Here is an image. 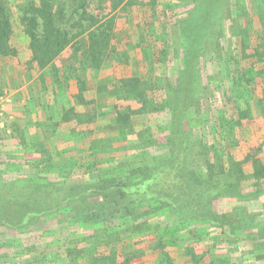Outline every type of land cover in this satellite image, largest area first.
<instances>
[{"label":"rangeland","instance_id":"374dc122","mask_svg":"<svg viewBox=\"0 0 264 264\" xmlns=\"http://www.w3.org/2000/svg\"><path fill=\"white\" fill-rule=\"evenodd\" d=\"M23 1L6 3L16 21L17 34ZM127 1L123 0L116 8L109 0L91 2L92 14L104 7L99 24L105 22L103 28H108V24L113 27L106 57L99 68L86 62L87 37L80 50L74 51L71 43L44 68L28 64L26 38L22 34L14 46L17 55L0 59V184L28 188L30 194L24 199L34 204H42L43 200L50 206L53 192L57 205L63 204L67 196V201L74 203L75 212L79 210L78 198L83 197L77 186L108 187L122 185L124 181L137 182L142 175L136 169L151 170L163 162L169 154L165 135L172 130L173 121L168 108L164 110L161 106L171 97L173 86H178L176 78L181 73L191 78V82L185 79L191 83L189 93L195 99L188 109L187 126L194 128L197 137L215 142L222 153L228 131L220 126V115L224 112L225 116H235L236 104L244 108L249 99L254 117L245 118L240 126L230 129L231 154L239 159L263 140L260 124L264 107L263 101H259L264 96L263 82L258 77L253 84L245 83L246 98L236 102L232 80L236 66L232 58H237L240 49L239 12L244 14L242 25L251 28L253 40L264 42V0H135L132 4ZM67 5L71 7L70 3ZM206 11L211 13L208 21L202 17ZM109 18L113 22L108 23ZM189 18L194 19L193 23ZM185 28V37L192 35L193 30L200 32L193 40L199 72L196 66L195 70L184 66L185 52L181 45ZM251 61L243 60V65H250ZM78 78L84 80L92 100L81 101ZM73 84L77 85L76 93L72 92ZM139 92L146 97L138 99ZM143 105L142 111H132ZM126 113L128 123L124 124L118 117ZM114 121L116 124L112 125ZM123 125L132 126L135 133L123 135L120 130ZM140 132L143 133L139 135ZM93 144L97 147H92ZM191 157L187 156L185 164L195 161ZM229 177L212 181L211 188L220 185L222 195L210 200L214 208L232 213V221L243 215L264 228V190L257 194L254 180L247 178L237 189L236 182ZM162 191L157 190L147 200L145 194L134 196L135 201L130 197L134 214L120 211L111 216L122 222L119 226L122 237L114 243L115 248L140 256L131 264H157L165 261L166 253L175 264H195L192 253L205 254L199 264H264V237H234L230 243L220 227L187 217L189 210L183 203L178 204L179 211L171 204L163 206L159 199L166 191ZM203 193L214 196L216 192L207 187ZM181 211L187 213L183 218ZM84 212L73 217L59 216V220L47 221L27 232L20 226L19 229L0 226V264H96L94 251L84 246L83 237L90 231L85 228L88 213ZM136 213L143 219L125 224L124 220L132 219ZM8 215L14 216L12 211ZM183 222L187 224L184 230L163 237V247L157 245L159 231ZM227 230L229 233L228 227ZM200 233L205 234L202 239L197 238ZM107 247L102 246V250ZM115 261L111 255L104 263Z\"/></svg>","mask_w":264,"mask_h":264},{"label":"trees","instance_id":"16d2710c","mask_svg":"<svg viewBox=\"0 0 264 264\" xmlns=\"http://www.w3.org/2000/svg\"><path fill=\"white\" fill-rule=\"evenodd\" d=\"M92 1L24 0L23 4L20 5L17 21L20 33L17 34L16 21L10 13V10L6 7L8 0H0V59H4L6 56L17 55L18 49L14 46L17 43L16 39L19 40L22 34L26 38V50L29 56L28 64H37L40 68H44L56 60L71 43L73 44L74 51L80 50L83 47L82 42L85 43L84 37H87L89 48L86 49V62L89 61L88 63L99 68L102 60L106 57V50L109 48L113 27L108 24V28H103L105 22L99 24L102 22L101 11H104V7L100 6L98 11L92 14L90 11ZM101 1L103 2L105 0ZM109 1H112L113 4L115 3L112 7L116 8L123 0ZM127 2L128 4H132L135 0H128ZM67 3H70L71 7ZM103 4H106V2ZM111 11L109 14H111ZM242 12L246 13V11ZM238 14V35H241L240 49L238 50L237 58H232L236 66L232 79L235 86V88L233 87V96L236 102L240 98L244 100L246 98V91L248 89H246L245 83L253 84L259 77L264 86V42L253 40L251 28L242 25V20L244 19L242 16L244 14L241 12ZM246 14L248 15V13ZM202 17L205 21H208L211 18V13L206 11L202 14ZM107 21L111 23L113 22V18H109ZM188 21L193 23L194 19L191 20L189 18ZM187 28L184 29V37H182L183 46L181 45L185 52L184 66L186 69L193 68L194 70L196 66L199 72V57L196 56L197 47L194 45V39L197 38L196 36L200 32L198 29L193 30L194 33L192 35L185 37ZM193 55L196 57L195 60ZM246 59H251L252 61L250 65L244 66L243 63L245 62L243 60L245 61ZM185 79L191 82L189 76L187 77L183 73L177 75L176 80H178V86H173L171 97L161 106L164 110L168 108L173 121L172 130L165 135V145L169 149V154L163 162L155 164L151 167V170H144L143 168L136 169L135 172L140 171L142 175V178L137 182L131 183L124 181L122 185L111 184L108 187L77 186L78 189L83 191L80 195L83 197L78 198V203L79 205L82 204V208L80 209L78 205L79 210H75V212H73L75 208L74 203H69L70 201H67V196L63 204L57 205L54 193L51 192L50 206L46 205L43 200L40 201L42 204L37 201L39 203L37 205L34 202L28 201L26 198L24 199L25 195L30 194L28 188L23 186H13L14 188H11L10 185L3 186L6 185L5 183L3 185L0 184V226L18 229V226H20L23 228L22 231L27 232L32 227L43 225L47 221L59 220V216L65 217V215L72 214L73 217L76 214L85 213L84 211H86L88 217L84 221L87 223L85 228L90 231L83 237V241H85L84 246H87V250L94 251V262L96 264H106L104 263L105 260L112 255L116 259L115 264H131L130 261L136 260L137 258L140 259V256L134 252H120L117 247L115 248L114 243L122 237L119 227L122 225V222L120 219L111 216L120 211H126V214H134L133 203L129 201L130 197L131 200L135 201L134 196H142V194H145L144 196L147 200L151 196H155L154 192L157 190H165L166 195L161 196L159 199L163 206L171 204L175 206V211H179L178 204L183 203V205L188 207L189 214L186 215V212L183 213L181 211L179 214L182 218L186 215L194 221L200 220L201 222L209 223L211 226L220 227L222 233H226L229 237L225 236L230 243L234 242L231 240L234 237L238 239L264 237V228L253 218L250 220V218L241 215L235 221H232L230 218L232 213L214 208V204H212V201L210 202V200L222 197L221 192H219V184V186L211 188L212 181L219 177L227 178L230 176L236 182L237 189H240L244 178L253 179V186L256 193L259 194L264 190V158L262 156L264 152V135L260 136L263 140L257 147H254L253 151L242 154L239 159H236L235 156L233 157L230 151V129H234L235 126H240L243 119H251L254 117L250 105L251 100L246 99V107L244 108L240 104H236L237 110L235 116H225L226 114L224 112V114L222 113L220 115V126L225 127L228 131V141L224 146L225 152L223 150L221 153L215 142L209 143L204 141L203 138L195 135L193 127L189 128L187 126L188 109L193 105L195 99H193L194 95L189 93L190 88L188 86L191 83L188 84ZM78 82L80 87V94L78 96L81 101L92 100L86 91L83 83L84 80L78 78ZM135 86L137 90V83H135ZM137 94V96H140L138 99L146 97L144 92ZM91 98H93L92 95ZM142 101L144 102V100ZM259 101H263L264 107V96L260 97ZM144 107L145 105L141 109H132V111H142ZM128 117L129 114L126 113L122 117H118V120L127 124ZM262 122L263 124H260V128L263 129L262 132L264 134V118ZM111 124H116V121ZM120 130L123 135L128 132L135 133L130 125L126 127L124 125L122 127L120 126ZM142 133L140 132L139 135ZM92 147H97V145L93 144ZM191 155H193L196 162L185 164L184 161H186L187 156L192 159ZM227 162H229L228 165ZM203 167L205 171H203ZM249 168L250 172L248 174L247 169ZM31 186L35 187L34 185ZM207 187H209L211 192H216L214 196H208L203 193V189ZM59 188L61 189V187ZM69 189H72L70 185ZM137 204L139 205L140 202H137ZM107 209L111 213H108ZM10 211H12L14 216L8 215ZM105 214H109V216L106 217ZM239 214H243V212L240 211ZM99 218L101 222L96 221ZM141 219L143 217L136 213L132 219L128 221L124 220V222L125 224L129 222L137 223ZM183 220L185 221V219ZM97 223L100 224L96 226L95 224ZM186 225L183 222L182 225L174 224L172 227L165 228L162 232L159 231L160 235L157 245L162 246L163 237L170 236L175 231L184 230ZM227 227L229 228V233ZM129 228L131 229V226ZM142 228L144 229V227ZM237 229L240 230L239 233L236 232ZM204 235V233H200L197 238L202 239ZM217 238H221L220 235H217ZM254 244L261 246L259 243ZM102 246H108V249L102 250ZM165 255V261L162 260L157 264H175L169 254L166 253ZM191 256L195 264H199L200 260L205 258V254L198 255L192 253ZM136 264L140 263L137 262Z\"/></svg>","mask_w":264,"mask_h":264},{"label":"crops","instance_id":"0c3cea01","mask_svg":"<svg viewBox=\"0 0 264 264\" xmlns=\"http://www.w3.org/2000/svg\"><path fill=\"white\" fill-rule=\"evenodd\" d=\"M76 87H77V85H76V84H73V88H74V89H72V92H75V93L77 92V91L75 90ZM72 104H73V103H72Z\"/></svg>","mask_w":264,"mask_h":264}]
</instances>
